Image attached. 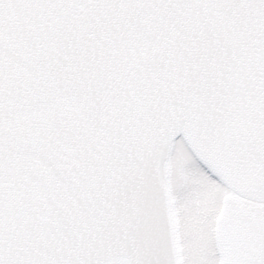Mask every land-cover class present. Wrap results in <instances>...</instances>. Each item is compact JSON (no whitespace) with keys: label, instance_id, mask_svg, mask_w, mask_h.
Listing matches in <instances>:
<instances>
[{"label":"snow or ice","instance_id":"snow-or-ice-1","mask_svg":"<svg viewBox=\"0 0 264 264\" xmlns=\"http://www.w3.org/2000/svg\"><path fill=\"white\" fill-rule=\"evenodd\" d=\"M0 264H264V0H0Z\"/></svg>","mask_w":264,"mask_h":264}]
</instances>
